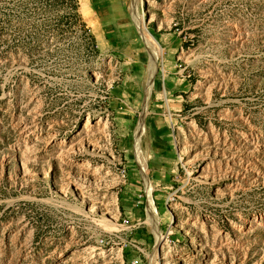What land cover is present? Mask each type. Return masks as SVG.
Listing matches in <instances>:
<instances>
[{
  "label": "rangeland",
  "instance_id": "obj_1",
  "mask_svg": "<svg viewBox=\"0 0 264 264\" xmlns=\"http://www.w3.org/2000/svg\"><path fill=\"white\" fill-rule=\"evenodd\" d=\"M130 4L0 0V264H264V0H140L145 105Z\"/></svg>",
  "mask_w": 264,
  "mask_h": 264
},
{
  "label": "bare ground",
  "instance_id": "obj_2",
  "mask_svg": "<svg viewBox=\"0 0 264 264\" xmlns=\"http://www.w3.org/2000/svg\"><path fill=\"white\" fill-rule=\"evenodd\" d=\"M140 4V0H131V4H130V11L135 19L136 22V26L138 29V32L140 34V36L143 38V41L147 47V52H148V65H147V82H146V90H145V103L149 98V95L151 93V89L153 86V74L155 72V67H156V62L158 57L160 56V51L157 48V44L155 43V41L149 36L147 30L145 29L144 26V19L142 15H137V8L138 5ZM138 129L141 130L142 129V123H139L138 125ZM142 166V165H141ZM142 172H143V176H145V169L144 166H142ZM146 182V186H148V181H146V178L144 179ZM149 189V186H148ZM148 207H147V214H148V219L152 225V229L156 238V244L160 245L158 242L161 239V233L159 231L158 228V218H157V214L155 212V208L151 202V200H148ZM158 247V246H157ZM154 257H156V251L153 252ZM153 257V259H154ZM155 261V260H154Z\"/></svg>",
  "mask_w": 264,
  "mask_h": 264
}]
</instances>
